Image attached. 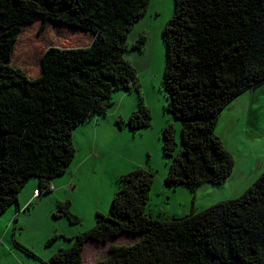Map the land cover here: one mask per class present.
Returning <instances> with one entry per match:
<instances>
[{"label": "trees", "instance_id": "16d2710c", "mask_svg": "<svg viewBox=\"0 0 264 264\" xmlns=\"http://www.w3.org/2000/svg\"><path fill=\"white\" fill-rule=\"evenodd\" d=\"M151 0H0V216L18 205L36 177L43 193L75 160L74 131L105 115L118 91L137 90L132 129L151 124L138 69L125 57L128 36ZM42 18L83 35L84 44L39 45L40 71L14 64L24 27ZM60 36V35H59ZM168 110L181 122L163 132L170 186L222 183L235 160L216 134L220 113L264 83V0H175L163 30ZM142 36L133 48H141ZM36 74V75H35ZM122 119L120 123H124ZM181 140V145L179 141ZM109 212L74 236L44 264H84L86 242L125 233L140 237L112 243L95 264H264V169L240 196L182 217L147 209L154 174L136 167L120 177ZM62 215L79 224L70 203ZM24 248V247H23Z\"/></svg>", "mask_w": 264, "mask_h": 264}, {"label": "rangeland", "instance_id": "374dc122", "mask_svg": "<svg viewBox=\"0 0 264 264\" xmlns=\"http://www.w3.org/2000/svg\"><path fill=\"white\" fill-rule=\"evenodd\" d=\"M174 11L175 0H151L147 14L129 33V48L124 54L138 69L144 103L152 115L151 124L135 130L127 123L141 101L137 90L114 93V104L108 112L99 117V122L92 120L98 134L106 138L101 144L102 154L94 153L102 155L100 165L86 164L71 176L72 186H59L41 195L34 194L35 188L39 187L38 178H31L19 194V205H12L0 216V264H44L43 260L52 257L59 249L71 247L75 235L95 225L99 212H109L111 201L121 186L120 177L136 167L154 174L147 209L153 216L164 218L182 217L193 209L200 211L219 201L236 198L261 175L264 166L254 165L250 149L258 154L264 153V134L261 133L264 132V83L233 100L219 115L222 123L216 126V134L220 136L224 133L223 126L234 124L237 131H244L245 114L249 122H257V127L250 129L257 143L254 136L247 138L243 132L224 133L229 146L237 145L243 149L241 155L234 158L235 162L248 161L253 166L235 167L234 164L230 178L218 184L170 186L166 183L170 161L163 153V132L170 124L176 127L178 135L181 130L180 120L168 110L169 94L163 83L167 55L163 30ZM143 35L146 36L145 44L133 48ZM84 40L83 35L73 34L59 25L47 23L45 27L39 18L24 27L13 62L15 65L27 62L30 64L27 70L37 74L40 71V44L69 42L81 45ZM129 103H134V110L127 114ZM251 110L257 116L255 120L248 119ZM122 119L124 123H120ZM79 130L76 128V133ZM88 138H93L96 143L95 131L76 134L78 150L71 170L87 154ZM179 143L181 145V140ZM67 202L72 212L82 219L79 224L62 215L60 207ZM139 237L125 233L108 242L91 240L86 247L84 264H93L92 260V263L87 261L90 256L94 260L107 257L112 243L130 244Z\"/></svg>", "mask_w": 264, "mask_h": 264}, {"label": "crops", "instance_id": "0c3cea01", "mask_svg": "<svg viewBox=\"0 0 264 264\" xmlns=\"http://www.w3.org/2000/svg\"><path fill=\"white\" fill-rule=\"evenodd\" d=\"M130 110H134V103H129L128 104L127 114H129L128 112ZM100 116H98V119H94V120H97V122H99V117ZM256 118H257V116L255 115V112H253L251 110V112H249L248 119L255 120ZM244 121L246 123V127L244 128V131H242V130L241 131H237L236 127H234V124H233L232 126H223L224 133L225 134H229L230 132H232V130H236L238 132V134H240L241 132L245 133L247 138L253 137L254 135L252 133H250V129L254 128V127H257V122H249L247 120L246 114L244 115ZM220 123H222V120H221V117L219 116L218 124L220 125ZM101 124L104 125L103 123H101ZM261 126L262 125H260L259 127H261ZM77 130H79V132H81V133H83L85 130H88V133L90 131H95L96 143L93 142V138L91 140L88 138L89 139V146L87 148L88 149L87 154L77 162V165L75 166V168L73 170H71L70 167H69V169L63 175H61L59 178H55L53 180V184L55 185L56 188L59 187V186H61V188L72 186L71 182H70L71 176L75 172H77L81 167L85 166L86 164H91V165L99 164L100 165V162H101V159H102V155H94V153L96 151H98V152H101V154H102L103 148H102L101 144L106 142V138L103 135H99L98 134L97 129L94 127V125H92V120H90L89 122L83 123L80 126H78ZM79 132H77V133H79ZM77 133H76V129H75V131H74V144H75V147H76L75 139H76V134ZM224 133H223V135H220L219 137L223 141L225 147L233 154L234 158H236L237 156H240L242 151H243V149L240 148L237 145H234L232 147L229 146L226 143L225 139H224V136H225ZM261 133L264 134V132H261ZM253 138H254V142L257 143V140L255 139V136ZM77 150H78V148H77ZM250 151L252 152V155H253L252 157L254 159V165L263 167L264 166V153L261 152V153L258 154L256 152V150H254L253 148L250 149ZM236 166H244V167L249 168V167H252L253 165L249 164L248 161H239L238 163L235 162V167ZM18 205H19V203H18ZM90 241L91 240L87 241L86 247H87V245H88V243ZM86 247H85V251L87 249ZM84 256H85V253H84ZM85 259L86 258L84 257V261L86 262ZM91 260L93 261V264L97 261V260H94V258H92L90 256L87 261L92 263ZM17 264H19V263L17 262Z\"/></svg>", "mask_w": 264, "mask_h": 264}, {"label": "clouds", "instance_id": "9594fccd", "mask_svg": "<svg viewBox=\"0 0 264 264\" xmlns=\"http://www.w3.org/2000/svg\"><path fill=\"white\" fill-rule=\"evenodd\" d=\"M53 189H56V187H55L54 184H52V186H51V190H52V191H53ZM37 191H38V194L36 193ZM42 193H43V192H42L41 190H40V191H39V190H36V189L34 190V194H35V195H41ZM20 209H21V208H19V210H20ZM19 210H18V211H19ZM112 239H114V238H112ZM112 239H110V240H112ZM90 240H94V239H90ZM110 240H109V241H110ZM88 241H89V240H88ZM94 241H96V240H94ZM86 243H87V242H86ZM97 243H101V242H98V241H97ZM85 247H86V246H85ZM84 253L86 254L85 249H84V252H83V258H84ZM84 262H85V261H84ZM96 262H97V261H96ZM96 262H95V263H96ZM95 263H94V264H95Z\"/></svg>", "mask_w": 264, "mask_h": 264}, {"label": "built area", "instance_id": "2783aa9c", "mask_svg": "<svg viewBox=\"0 0 264 264\" xmlns=\"http://www.w3.org/2000/svg\"><path fill=\"white\" fill-rule=\"evenodd\" d=\"M36 193L38 194V191Z\"/></svg>", "mask_w": 264, "mask_h": 264}]
</instances>
